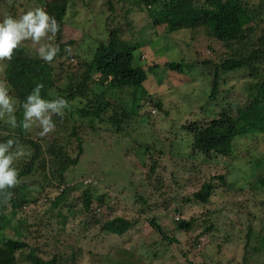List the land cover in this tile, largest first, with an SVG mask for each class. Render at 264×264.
I'll return each mask as SVG.
<instances>
[{
	"label": "trees",
	"instance_id": "16d2710c",
	"mask_svg": "<svg viewBox=\"0 0 264 264\" xmlns=\"http://www.w3.org/2000/svg\"><path fill=\"white\" fill-rule=\"evenodd\" d=\"M26 1L24 4L20 0H0V22L8 17L18 18L29 10L43 9L50 17L55 18L59 27L54 36L48 33L42 37L39 45L58 47L59 51L51 62H46L39 57L38 50L33 53L26 44L30 40H24L13 50L10 60L1 61L0 82H4L8 88V95L15 109L12 113L16 121L13 130L18 136H0L2 140L0 143L11 139L15 141L13 146L15 148L19 140H22V145L27 150L25 155L27 163L19 166L13 162V167L18 172V183L12 188L0 190V264H18L17 253L25 249H29L25 259L31 264H83L86 256L87 259L91 256V264H129V256L124 250L121 251L123 254L118 250L109 251L99 257L92 256V253L85 255L83 247L73 246L69 251L65 250L58 237L49 240L51 250L46 259L38 247L6 237L4 232L9 227L22 235H25L24 231H28L24 217L16 222V216L20 208L32 203L33 187L43 192H48L54 187L60 189L61 192L51 201V212L56 210L59 214L66 208L65 219L75 218L73 220L81 221L82 224L92 222L94 229H98V238L101 239L123 238L127 233H132L144 218L150 219L147 221L161 238L177 249L171 255L173 262L182 258L187 264H197L194 252L201 246L202 238L214 230L221 231L216 226V222L221 223L219 218L217 219L218 216L207 210L198 226L195 218L173 219L175 229L167 232L159 224L158 215H150L163 206L165 207L163 215L171 209L182 216L190 214L193 207L203 209L212 205V198L229 186L224 180V174L233 172L235 167L233 163L238 161L253 163L256 167L264 165V15L260 12L264 11V0H259L258 6L253 0H104L103 9L107 12L108 23L110 21L115 23V19H125L128 16L126 13H130L132 7L147 8L155 25L165 26L167 34L180 30H198L199 34H203L208 49L220 51L218 62L208 57L202 63L207 71L212 73L210 98L216 105L219 104L218 95L221 92L230 93V89L222 91L223 73L243 71L252 79L245 90L249 94L251 105L248 112L236 120L238 129L234 125V130L229 131L227 122L199 118L180 122L175 128L165 130L164 134H150L149 140L141 141L138 145L145 149L144 156L147 157V162L142 159L143 173L139 171L132 173L131 167L128 181L122 188L115 189L121 198L113 201H108L104 195L94 191L98 185L96 181L102 182L97 176V171L84 175L93 177L88 186L69 185L70 180L73 181L74 178L71 173L83 158L88 142L81 134L86 136L88 131H79L73 126L69 138H66L64 131L53 128L52 131L56 135L53 142L48 138L45 140L29 138L28 130L22 127L24 112L22 105L36 86L41 85L42 99L52 101L63 98L68 102L65 109L71 112L69 117L55 114L61 121L76 120L77 115L89 120L86 124L94 133L99 131L97 125L106 122H111L117 130H123V124L128 123L133 115H139L138 110L143 108L140 101L145 94L144 85L149 74L137 63L135 51L142 47L145 38L142 36L137 42H129L123 39L125 30L120 27L109 29L106 42L105 39L100 40L91 59L82 61L81 56L75 53L77 42L66 35L68 22L66 14L68 3L72 0ZM126 3L130 4V7L127 8ZM158 5L163 8L162 11L156 9ZM19 8L22 9V13L17 16ZM48 36H52V39H48ZM185 64L172 62L167 67L173 74H187L188 64L187 67ZM98 87L103 89L101 93L96 91ZM115 89L132 90L133 115L130 113L129 116L125 109L108 99L107 92ZM156 106L163 110L160 101ZM150 116V113L142 116L145 125L150 122ZM172 124L171 126L175 125ZM253 131H258L260 135H253ZM71 138L76 140L75 145L72 144ZM240 151L242 157L238 155ZM218 156L234 161L225 163L223 171L217 170L216 173L210 174L209 166ZM201 157H205L202 159L204 162L199 159ZM127 173L128 170L124 175ZM250 179L248 184H251L252 192L256 193L251 192V195H264V176L261 175L256 183H253L251 173ZM136 181L139 183L140 191L132 195L134 201L129 205L128 191ZM165 188H170L174 192L167 195ZM241 192L244 195V188H241ZM246 197L247 195H244L243 200L236 205L227 207L226 213L239 211L238 218L246 215L252 222L254 215L249 207L251 208L252 202L255 206V202ZM8 203L11 212L7 211ZM79 215L82 220L78 218ZM222 230L224 232V229ZM178 232L182 237H178ZM251 232L247 234L248 239ZM30 233L34 234V231L30 230L28 234ZM84 236L85 234L78 242H81ZM259 241L264 242L262 238L260 239V234L256 243ZM221 247L222 244L219 243L216 249ZM197 254L205 258L203 251ZM131 255L134 257L137 253L133 252ZM209 260L211 259H206L200 264H216Z\"/></svg>",
	"mask_w": 264,
	"mask_h": 264
},
{
	"label": "rangeland",
	"instance_id": "374dc122",
	"mask_svg": "<svg viewBox=\"0 0 264 264\" xmlns=\"http://www.w3.org/2000/svg\"><path fill=\"white\" fill-rule=\"evenodd\" d=\"M20 1L23 3L27 2L26 0ZM52 1L48 0V2ZM103 2L104 0L70 1L66 14L68 19L66 35L77 42L78 47L75 53L81 56L82 61L91 59L100 40L105 39L104 41L106 42L109 29L120 27L125 30L123 39L129 42H137V39L143 36L145 40L142 47L135 51L137 63L149 74L148 80L144 85L145 94L140 101V103H143V108L138 110L137 113L139 115H133L134 96L132 90L124 89L120 91L115 89L107 92L108 99L125 109L129 116L130 113L133 115L128 123L123 124V130H117L111 122H106L103 125L99 124L102 127L97 125L99 131L94 133L90 131L86 124L89 120H84L77 115H75L76 120L65 122L55 117V114H51V120L54 128L64 131L63 134H65L66 138H69V133L73 126L77 127L79 131H88L86 136L81 134L85 140L86 138L88 139V142L83 158H81L78 167L71 173V176L76 179L70 180L69 185L83 184L80 187L88 186L92 176L85 177L84 175L89 174L91 171H97V176L101 178L102 182L96 181V185H98L97 187L95 186L94 191L104 195L108 201H113L121 198L120 193L115 189L116 187L117 189L122 188L128 181L131 167L133 169L132 173L137 171L143 173L144 162H142V159L147 162V157L144 156L145 149L138 145L141 141L149 140L150 134H164L165 130L171 127L175 128L180 122L184 123L199 118L219 120L221 123L227 122L229 123V131L234 130V125L238 129L239 125L236 120H238L240 115H245L251 105L248 98L249 94L245 90L248 89L252 79L243 71H226L227 73H223L221 80L222 91L223 89H230V93L221 92L218 95L219 104L216 105L210 98L212 73L208 72L202 63L208 57L218 62L220 51L214 52L208 49V43L204 42L203 34H199L198 30H180L167 34L165 26L155 25L147 8L132 7V11L126 13L128 16L125 19H115V23L111 21L108 23V15L103 9ZM253 3L258 6L260 2L259 0H253ZM37 6L40 5L37 4ZM126 7H130V4L126 3ZM160 7L158 5L156 9H161L162 11L163 8ZM156 9L152 10L157 11ZM21 10L20 8L18 9L19 13H16L17 16L22 13ZM260 12L264 15V11L261 10ZM27 40H30L26 44L30 46L32 52L39 49V43L33 44L31 39ZM172 62L188 64V67L185 64V67H187L186 72L188 71V73L173 74L167 67ZM1 72L2 62L0 61V74ZM96 91L101 93L103 89L98 87ZM158 101L161 102L163 110L156 106ZM148 113L151 114L149 117L150 122L145 125V122H142V116H146ZM70 114V111L64 109L61 116L69 117ZM8 121V114L0 117V136H18V133L13 130V126ZM172 123L175 125L171 126ZM27 130L29 132L27 137L29 138L32 137L38 140L48 138L52 142L56 138L53 132L54 129L45 135H41L42 128L38 122H33ZM252 134L255 136L260 135L258 131H253ZM71 141L72 144H76L74 138H71ZM18 145L22 146L26 155L27 150L22 145V140H19ZM25 155L14 160V163L19 166L27 163ZM238 155L242 157V151ZM199 159L204 162L202 159H205V157ZM233 161L230 158L224 159L218 156L214 158L211 166L206 165L210 167V174H214L217 170L223 171L224 169L222 168L225 167V163L229 164L230 162L233 163ZM233 164V167L235 166L232 170L233 172L224 174V180L227 181L229 186L220 190L212 198V205L203 209L197 206L193 207L191 213L184 216L178 212H173L174 209L167 212L165 215H169L165 216L163 215L165 213V207L163 206L150 215H158L159 224L167 232L175 229L173 219L184 218L190 220V218H195V223L198 226L204 214H207V210L216 214V217L218 216L217 219L219 218L221 223L216 222V226L221 231L214 230L202 238L201 246L197 247L198 250L194 252L197 264L202 263L206 259H211L209 262L216 264H264V242L261 243L259 241L258 244L256 243L259 234L260 239L264 240V195L257 194L258 196H254L253 194L256 193L252 192L251 184H248L251 180V173V182L253 183H256L261 175L264 176V165H257L258 167H256L253 163L247 164L240 161ZM127 170L129 173L124 175ZM138 185L139 183L136 181L131 190L128 191L130 199L127 203L129 205L134 201L132 195L140 191V186ZM241 188H244V195H247L251 201L255 202L256 208H254L253 202L250 204L251 208L249 207L250 212L254 215V219H251L252 222L243 214V216H240L241 219L238 218L239 211L235 213L231 210L232 212L226 213L227 207L236 205L240 200H243L244 195L241 192ZM29 189L32 190L31 188ZM33 189L31 195L32 203L20 208L16 216V222L24 217V223L28 231H24L25 235H22L9 227L4 232V235L14 240L26 242L32 247H38L46 259L49 257L50 253L48 254V252L51 250L49 240L58 237L62 242L61 246L65 250L69 251L73 246L83 247L82 251L85 255L92 253V256L99 257V255H104L109 251L118 250L120 254H123L121 251L124 250L129 256V264H187L186 260L182 258H178L177 262H173L171 255L177 249L173 245H168V242L161 238L149 224L148 221L150 219L144 218L132 233H127L123 238L101 239L98 238V229H94L92 222L85 223V225L81 221L73 220L75 218L65 219L66 208H63L64 211L59 214H57L56 210L51 212V201L58 196L61 192L60 189L57 190L54 187L48 192H43L36 187H33ZM164 191H166L165 194L167 193V195L174 192L170 188H165ZM251 192L253 193L252 195ZM46 193L49 194L46 195ZM76 195L78 194L76 193ZM228 200L234 202H227ZM7 207V211L11 212L9 203ZM71 216L74 217L73 214ZM78 218L82 220L81 215ZM251 224L252 226H250ZM222 229H224V232ZM30 230L34 231V234H28ZM249 231H252L250 239L247 238ZM84 234L85 236L81 242H78L79 238ZM195 234H197V230ZM177 235L182 237L180 232ZM219 243L222 244V247L216 249ZM199 250L203 251L205 258L197 254V252H200ZM24 251L17 253L18 264H31L25 259L29 249ZM133 252L137 253L134 257L131 255ZM86 257L83 264H91V256L88 259Z\"/></svg>",
	"mask_w": 264,
	"mask_h": 264
},
{
	"label": "clouds",
	"instance_id": "9594fccd",
	"mask_svg": "<svg viewBox=\"0 0 264 264\" xmlns=\"http://www.w3.org/2000/svg\"><path fill=\"white\" fill-rule=\"evenodd\" d=\"M58 24L54 17H50L43 9L37 8L29 10L19 18L8 17L0 22V61L10 60L13 50L17 49L24 40L31 39L33 44H38L42 37L51 33L52 36L58 31ZM48 36V39H52ZM58 47L42 45L38 49V55L46 62H51ZM41 85L26 97L23 107L22 127L28 129L33 122H38L42 128L41 135L51 132L54 125L51 114L62 115L63 110L68 107V102L63 98L52 101L44 100L40 96ZM15 111L11 98L8 95V88L4 82H0V117L8 114L9 123L15 127L16 121L12 113ZM9 139L5 143H0V190L14 187L17 181V169L13 167V162L17 158L23 157L25 152L22 146Z\"/></svg>",
	"mask_w": 264,
	"mask_h": 264
}]
</instances>
